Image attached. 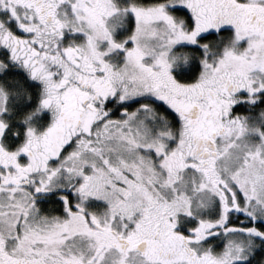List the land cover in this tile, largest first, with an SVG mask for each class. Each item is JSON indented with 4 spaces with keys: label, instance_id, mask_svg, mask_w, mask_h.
<instances>
[{
    "label": "snow or ice",
    "instance_id": "6c2138e0",
    "mask_svg": "<svg viewBox=\"0 0 264 264\" xmlns=\"http://www.w3.org/2000/svg\"><path fill=\"white\" fill-rule=\"evenodd\" d=\"M262 125L264 0H0V264H264Z\"/></svg>",
    "mask_w": 264,
    "mask_h": 264
},
{
    "label": "rangeland",
    "instance_id": "374dc122",
    "mask_svg": "<svg viewBox=\"0 0 264 264\" xmlns=\"http://www.w3.org/2000/svg\"><path fill=\"white\" fill-rule=\"evenodd\" d=\"M244 44H245V41H241V42H240V46H241V47H243ZM256 122H258V121H256ZM262 127H264V125H262ZM254 138H257V139H258V137H254Z\"/></svg>",
    "mask_w": 264,
    "mask_h": 264
},
{
    "label": "trees",
    "instance_id": "16d2710c",
    "mask_svg": "<svg viewBox=\"0 0 264 264\" xmlns=\"http://www.w3.org/2000/svg\"><path fill=\"white\" fill-rule=\"evenodd\" d=\"M15 102H16V98L13 97L12 100L10 101V103L14 104ZM238 111H240V110H238Z\"/></svg>",
    "mask_w": 264,
    "mask_h": 264
},
{
    "label": "flooded vegetation",
    "instance_id": "af4514ba",
    "mask_svg": "<svg viewBox=\"0 0 264 264\" xmlns=\"http://www.w3.org/2000/svg\"><path fill=\"white\" fill-rule=\"evenodd\" d=\"M239 109H235V106H234V111H238Z\"/></svg>",
    "mask_w": 264,
    "mask_h": 264
}]
</instances>
